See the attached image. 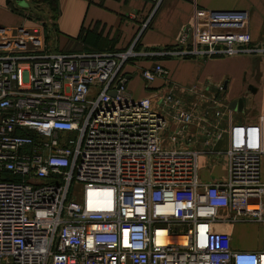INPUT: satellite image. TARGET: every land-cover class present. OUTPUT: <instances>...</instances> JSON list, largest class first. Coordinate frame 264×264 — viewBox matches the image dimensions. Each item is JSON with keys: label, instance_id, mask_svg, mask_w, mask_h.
<instances>
[{"label": "built area", "instance_id": "obj_1", "mask_svg": "<svg viewBox=\"0 0 264 264\" xmlns=\"http://www.w3.org/2000/svg\"><path fill=\"white\" fill-rule=\"evenodd\" d=\"M248 19L193 4L171 46L143 53L264 54ZM38 28L0 26V264H264L263 116L234 121L215 97L224 81L176 86L159 61L132 98L122 65L135 39L62 51ZM157 76L164 87H150ZM219 161L222 176L200 178ZM246 220L261 226L257 249L219 227Z\"/></svg>", "mask_w": 264, "mask_h": 264}, {"label": "crops", "instance_id": "obj_2", "mask_svg": "<svg viewBox=\"0 0 264 264\" xmlns=\"http://www.w3.org/2000/svg\"><path fill=\"white\" fill-rule=\"evenodd\" d=\"M54 1L53 7L48 0H26L30 3L28 12L34 15L27 12L26 18L33 19L39 25L38 29L43 33L45 42L52 49L72 52L95 49L121 50L126 48L132 40L137 39L138 44L134 47L137 54L127 59L122 65L124 74H129L125 79V86L126 84L129 86L126 89L131 96L134 91L139 90L136 86L137 82L141 90L137 91V94H140L139 96L145 94V80L143 87L138 80L141 75L140 70L153 61H159L170 70L169 80L175 82L176 86L204 80L224 81L225 87L221 96L224 104H228L231 99L242 98L241 111L231 108L232 119L234 120L233 111L238 112V119H249L248 110L251 107L247 98L254 96L258 88L264 86V54L235 53L198 58L143 52L164 50L171 46L181 26L190 20L193 4L210 8L246 9L252 41L264 43V0H159L155 6L149 0ZM6 5L11 8L7 2ZM31 5L36 8L30 9ZM5 9L7 10L4 0H0V22L13 24L15 20ZM23 23L24 20L15 25ZM79 31H81L80 37H78ZM15 33L13 29H10L5 36L12 38ZM244 79L250 81V84L255 87L254 91L243 88ZM152 81L149 83L150 87L165 85L161 76L155 77ZM174 89L177 94L186 98L180 93V89ZM259 107L264 109V102H260ZM219 143L224 144V140ZM262 164L264 166V161ZM262 209L264 211V190ZM219 227L229 230L232 247L259 248V242L246 243L241 237H237L234 234L233 225H219Z\"/></svg>", "mask_w": 264, "mask_h": 264}, {"label": "rangeland", "instance_id": "obj_3", "mask_svg": "<svg viewBox=\"0 0 264 264\" xmlns=\"http://www.w3.org/2000/svg\"><path fill=\"white\" fill-rule=\"evenodd\" d=\"M10 1L12 2V7L17 8L18 11L14 10V9H11L10 7L8 8V5H6V1L4 0V6H5V8L7 7V10L5 9V11H7V13L9 15H11L12 18L15 20V22H13V24L0 22V26L5 28V34L10 29H13V31H15V28H16L15 24L19 23V22H22L23 20H24L23 26L29 32L32 31V27L33 26H39L38 24H36V22L33 19L26 18V14H27V12L29 10V8H28L29 3L26 2V0H23L24 3H25L24 5L20 4V0H10ZM28 13L30 15L34 16L32 13H30V12H28ZM11 25H13L12 28H10ZM11 33H12V31H11ZM37 33L40 35L41 40H43V36L41 35V31L39 30ZM168 75H169V77L171 76V72H170L169 69H168ZM139 76L140 77H139L138 80L142 83V87H143L144 79L142 78L141 75H139ZM191 83H194V82H191ZM247 83H250V81L248 79H244L242 81L243 88H246V84ZM187 84H190V83H187ZM261 84H263V82H261ZM182 85H184V84H182ZM136 86H138L139 90H136V91L133 92L132 97H134V98H136V97H138L140 95V94H137V91H141L139 82L136 83ZM125 87L128 88L129 86L126 84ZM243 88H242V90H243ZM219 95H222V94L218 93L217 95H215V97H217V99L221 100V96H219ZM188 97H190V96H188ZM186 99L188 101L189 98H187V96H186ZM247 99H248V101H250V107H251V109L248 110L249 119L256 118L258 114H261L260 112H262L264 114V109H261L259 107L260 102H264V86L263 85L258 88V90L254 94V96L252 95L251 97H249ZM201 103H202L201 104L202 107H208L207 104H205L206 102H201ZM245 110H246V108H245ZM263 114H261V115L263 116ZM238 115L239 114H238L237 111H233L234 121L240 120V119L237 118ZM263 118H264V116H263ZM262 161H264V153L261 156V165L262 166H261V175H260L261 181L264 182V166L262 164ZM212 163H213V166H212V169H211L210 172H208L205 169H201V168L199 169L200 178H202L204 180H208L209 178H211V176L219 177V176H222L224 174V166H223L222 162H212ZM233 227L235 229L234 230V234H236L237 237H241V239L244 242H246V243L259 242L260 243L262 230H261L260 224L257 221H254V220L237 221V222H234Z\"/></svg>", "mask_w": 264, "mask_h": 264}, {"label": "water", "instance_id": "obj_4", "mask_svg": "<svg viewBox=\"0 0 264 264\" xmlns=\"http://www.w3.org/2000/svg\"><path fill=\"white\" fill-rule=\"evenodd\" d=\"M20 4H25L23 0H20ZM129 74H126L124 80L126 78H128ZM246 88L250 91H254L255 90V87L250 84V83H247L246 84ZM110 93H114V91H110ZM230 108L232 109H236L238 111H241L242 110V98L241 97H238V98H234V99H231L229 100L228 104H227Z\"/></svg>", "mask_w": 264, "mask_h": 264}, {"label": "trees", "instance_id": "obj_5", "mask_svg": "<svg viewBox=\"0 0 264 264\" xmlns=\"http://www.w3.org/2000/svg\"><path fill=\"white\" fill-rule=\"evenodd\" d=\"M48 1H49L50 3H52V4H53V2H55L54 0H48ZM6 2L11 6V9L17 10V8L12 7V3H11L10 0H6ZM29 4H30V3H29ZM34 5H35V4H34ZM34 5H31L30 9H31V8H36V6H34ZM36 5H37V4H36ZM53 7H54V4H53ZM80 35H81V31H79L78 37H80ZM137 44H138V41H137V39H136L135 42H134V47H136ZM95 50H102V49H95ZM4 174H5V176H8V173H7V172H4Z\"/></svg>", "mask_w": 264, "mask_h": 264}, {"label": "bare ground", "instance_id": "obj_6", "mask_svg": "<svg viewBox=\"0 0 264 264\" xmlns=\"http://www.w3.org/2000/svg\"><path fill=\"white\" fill-rule=\"evenodd\" d=\"M99 198L91 199V204H98Z\"/></svg>", "mask_w": 264, "mask_h": 264}]
</instances>
